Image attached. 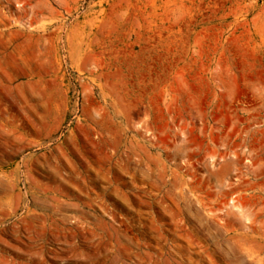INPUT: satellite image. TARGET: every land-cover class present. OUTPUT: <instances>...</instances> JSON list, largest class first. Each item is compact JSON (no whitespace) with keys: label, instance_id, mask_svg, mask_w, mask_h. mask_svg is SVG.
Wrapping results in <instances>:
<instances>
[{"label":"rangeland","instance_id":"374dc122","mask_svg":"<svg viewBox=\"0 0 264 264\" xmlns=\"http://www.w3.org/2000/svg\"><path fill=\"white\" fill-rule=\"evenodd\" d=\"M0 264H264V0H0Z\"/></svg>","mask_w":264,"mask_h":264},{"label":"bare ground","instance_id":"6f19581e","mask_svg":"<svg viewBox=\"0 0 264 264\" xmlns=\"http://www.w3.org/2000/svg\"><path fill=\"white\" fill-rule=\"evenodd\" d=\"M19 2H20L19 5L24 10V12L28 13L29 10H27V6L29 7L30 5L29 4L24 5V3L22 1H19Z\"/></svg>","mask_w":264,"mask_h":264}]
</instances>
